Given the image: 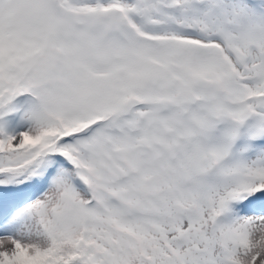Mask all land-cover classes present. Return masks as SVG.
I'll list each match as a JSON object with an SVG mask.
<instances>
[{
    "label": "snow or ice",
    "instance_id": "snow-or-ice-1",
    "mask_svg": "<svg viewBox=\"0 0 264 264\" xmlns=\"http://www.w3.org/2000/svg\"><path fill=\"white\" fill-rule=\"evenodd\" d=\"M0 264H264V0H0Z\"/></svg>",
    "mask_w": 264,
    "mask_h": 264
}]
</instances>
